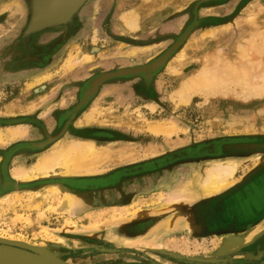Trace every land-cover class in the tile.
Returning <instances> with one entry per match:
<instances>
[{
  "label": "rangeland",
  "instance_id": "obj_1",
  "mask_svg": "<svg viewBox=\"0 0 264 264\" xmlns=\"http://www.w3.org/2000/svg\"><path fill=\"white\" fill-rule=\"evenodd\" d=\"M34 1L39 15L45 2ZM27 4L26 0H0V52L18 37L25 26L28 19ZM129 11H136L139 16L140 26L137 30L133 31L124 25L123 18ZM80 23H83L81 32L62 49L49 68L21 73L6 80L0 77V122L16 117L39 116L51 129V115L56 116L77 102V90L84 80L129 69H142L144 74L141 75L142 79L138 75L119 76L103 83L97 91V99L79 118L78 132L107 136L108 139L63 138L47 152L37 154L28 161L16 159L10 165L13 175L18 168L30 171L43 156L53 153L61 144L78 139L92 141L103 155L105 153L106 159L98 172L67 175L64 169L57 167L47 175L32 174L31 179H18L19 183L106 177L213 141H232L223 148L224 151H230L231 155L191 163L190 166L198 167L201 176H205L206 170L218 162H243L238 165V173L233 179L239 180L264 164V114L259 115L264 110V104L260 101L264 99L263 92L260 98H256L259 93L246 88L249 85L243 79L229 85L223 84L217 89L209 87V92L204 91L206 94L203 90L195 92L191 94L192 97L188 96L187 101L182 98L184 94L180 89L183 83L201 72V68L209 67L208 71H214L213 68L222 65L242 64L243 58H246L242 48L249 50L254 47V50L264 46V0H92L80 16ZM254 44H257L256 47ZM255 51L247 57L254 59V62L259 61L257 64L264 67V55L260 56ZM72 58L74 61L70 60ZM263 72L264 69L258 70L260 78L258 76L257 79L256 75V82L264 76ZM247 97L251 99L247 100ZM230 113L243 115L246 121L248 116H254V120L258 121L253 131L249 135L228 131L227 125L232 123ZM169 121L177 128V134L171 138L157 137L148 131L153 122ZM17 128H26V135L9 140L10 129ZM0 133L6 139L4 143L0 142V153L35 138L30 125L0 124ZM4 161L5 158L0 154V169ZM187 168L179 169L172 184L142 192L130 205L136 204L139 212L152 211L153 218L148 222L170 220L173 209L182 208V204L187 202L168 200L170 192L181 185H177L180 177L187 176ZM194 177L191 173L186 180H193ZM50 188L59 190L62 198L60 202L56 192L49 193ZM50 188L35 192L18 191L1 197L0 233L29 246L74 251L76 255L82 256L91 247L92 242L89 241H99L102 247L108 244L113 248L134 252L146 264H264L260 253H252L251 249L233 254L221 253L223 240L229 238L226 235L198 238L188 237L185 233L164 232L157 235L156 231H151L144 239L154 240L158 245L168 243L166 249L148 248L142 243L132 247L126 244L130 239L114 236L113 232L118 231L108 228L113 226L111 220H104L106 223L101 221L96 228L85 227L89 224L90 213L130 205H87L71 210L61 204L64 188ZM113 193L109 192L106 196H112ZM96 195L103 196L102 193ZM186 207L188 205H184ZM44 230L73 248H65L61 241L42 240L40 234ZM97 251L99 255L105 252ZM145 258L151 262L144 261ZM230 258H235L237 263H229Z\"/></svg>",
  "mask_w": 264,
  "mask_h": 264
},
{
  "label": "flooded vegetation",
  "instance_id": "obj_2",
  "mask_svg": "<svg viewBox=\"0 0 264 264\" xmlns=\"http://www.w3.org/2000/svg\"><path fill=\"white\" fill-rule=\"evenodd\" d=\"M83 1L87 4L90 0ZM26 2L28 3V19L25 26L18 37L0 52V77L3 80L21 73H32L49 68L62 49L83 29V23H80V17L75 12L71 16L62 17L58 23L52 25L53 27L45 26L37 29L34 26L38 17L35 1L26 0ZM143 74V72L140 73L138 78L142 79L141 75ZM95 79L83 81V85L77 90L78 99H76V103L69 108H65L61 113H57L56 116L51 115V129H48L46 123L39 116L38 118L16 117L5 122L1 120L0 124L4 125L32 126L35 138L27 139L0 153L5 158L0 169V198L18 191L35 192L56 186L63 187L74 195L85 196L102 193L106 197L109 192L121 191L118 198L114 201L101 203L98 206L114 203L125 206L130 205L137 195L142 192L172 184L179 169L190 166L191 163L230 156L231 152L224 151L223 148L225 145L231 144L232 141L213 142L199 145L156 161L123 169L106 177L45 179L30 183H19L18 179L12 174L10 166L16 159L20 158L28 161L37 154L47 152L60 143L63 138L67 137L108 139L107 136L78 132L79 126L77 123L79 118L98 97V90L95 91L90 87ZM39 115H41L40 112ZM165 176L168 178H165ZM125 189L127 190L123 191ZM190 210L192 212V215H190L192 216L190 218L191 225L181 223L178 227L176 226V230H172L173 232H167L171 234L185 233L188 237L194 236L198 238L215 237L221 234L241 235L242 232L264 221V167L239 188L234 189L225 196L197 203ZM158 223L153 221L141 223L134 227H129V230L126 233L122 232V234L130 240L144 237ZM191 226L193 227L191 228ZM71 239L75 240L77 238ZM263 241H261V245ZM89 242H92L90 244L91 247H89L90 249L87 253H84L85 256L76 255L74 251H63L65 260L79 264H146L140 261L139 259L141 258L134 252L123 251L122 248L117 247L113 248L108 244L107 246L109 247H102L103 245L99 241ZM97 250H104L105 252L99 255L96 254ZM251 251L253 250L251 249ZM258 252L259 250L256 253ZM259 253L264 258L263 249ZM144 261L151 262L147 258ZM236 262L235 258L229 259V263Z\"/></svg>",
  "mask_w": 264,
  "mask_h": 264
},
{
  "label": "bare ground",
  "instance_id": "obj_3",
  "mask_svg": "<svg viewBox=\"0 0 264 264\" xmlns=\"http://www.w3.org/2000/svg\"><path fill=\"white\" fill-rule=\"evenodd\" d=\"M123 19H124L123 20L124 25L126 27H128V29H131L134 31V30H137L140 26V19H139L138 14L136 13V11L135 12L134 11L127 12ZM250 43H254V42H250ZM256 45L257 44H254L255 47H256ZM261 46H262V44H261ZM253 48L254 47L250 48L249 50L248 49L245 50L244 48H242L245 53L242 51L241 52L243 53V56H246V58H243L245 60L242 64L229 65V66L228 65H225V66L222 65L220 68L215 65L218 69L214 66L217 69L216 70L212 67L214 71H212V70L208 71L207 68H209V67H206V68L203 67L204 69L201 68L202 71L199 70L201 72L197 73L196 76L193 75L192 78L188 79L186 82L184 81L185 82V83H183L184 86L182 88H180L181 93L184 94V96L182 97L184 99V101H187L188 96H191V94L193 95L195 92H198V91L202 92V90H203V92L208 91L209 87H210L209 89H211V87L213 89L214 88L217 89V88H219V86H221L223 84L229 85L230 83H234L235 81L238 82L239 80H242V79H243L242 80L243 82H246L249 85V86H246V88L247 87L252 88V89H250L251 91H254L257 94L259 93L258 95H256V98L262 94L261 92H263V94H264V76H261V79H259V80H261L260 83H259V80H258V82H256L258 79V76L260 78V75H258L260 73H257L258 70H262V69H264V67L261 66V64H260V66L257 64V62H259V61L254 62V59H252L251 57H247L248 54H252L253 51L256 52L255 50H257V54L259 53V55L260 54L264 55L263 54L264 53V50H263L264 46L261 48L258 47V49L255 48L254 50H253ZM259 49H260V51H263V53L262 52L260 53V51L258 52ZM88 58L90 59V57H88ZM70 60H73V58ZM69 62L70 61H68V63ZM72 63L73 62H71L70 65ZM219 64H220V62H218V66H219ZM213 72H215V73H213ZM256 75H257V79H254V78H256ZM261 75H262V72H261ZM206 93L204 92V94H206ZM253 93H252V95H253ZM259 98H260V96H259ZM248 99L249 98L247 97V100ZM250 99H251V97H250ZM260 101L262 104H264V99H261ZM260 114H264V110L260 111L259 115ZM257 117L259 119V116H257ZM222 119H224V118H222ZM229 119L232 121V123L227 125L229 127L228 131L234 132V133H242V134L247 133V135H249V132L253 131V128L255 127V122L258 121V120H254V116H252V115L248 116L247 121H246L245 116L242 115V117H241L235 113L234 114L232 113L230 115ZM218 121L222 122L224 120H222V121L218 120ZM10 131L11 132L9 135V140H12V141L19 139L21 137H24L27 133L26 128H20V129L17 128V129H12V130L10 129ZM148 131L152 132V134L154 136L165 137L166 139L171 138L177 134L176 125L170 121H169V123H162V122L154 123L153 122V124L149 125ZM1 134L2 133H0V142L4 143L6 139L4 140V138ZM166 144H168V143H166ZM160 148H162V147H160ZM99 150L100 149L92 141H85V140H78V139L69 140V141H66L65 143L61 144V146L56 151H54L53 153H50V154L43 156L40 159V161L33 167V169H30V171L18 168L17 170H15L14 175L17 179H31L32 174L33 175L35 174V176H37L38 174L39 175H47L51 172H54V170L57 167L64 169L65 173L67 175H80V174L85 175V174L95 173V172L99 171V168L101 167L100 166L101 163L103 162L104 159H106L105 153H104V155H105L104 156ZM130 154H132V153H130ZM237 164L233 161L232 162H229V161L218 162L217 164H214L208 170H206L205 176H201V174L198 172L199 171L198 167H195L193 165L188 166L189 168H187V169L190 172L185 170V172L187 173V176L192 173L195 175V177L193 178V180H190V181L186 180L187 176L186 177H180V183L177 185H180V184L181 185L178 186L177 189L172 190V192H170V195L168 193V195H169L168 200L170 202H177L179 200H184V201L186 200V201H188V204H192L191 202L198 201V200H201L203 198L210 197L216 193L224 191L226 188H228L229 186H232L234 184L233 179L235 178V176L239 170V166ZM165 178H168V177L165 176ZM63 190L62 191L64 192L63 193L64 197H63V201H62L63 203L61 202V204L68 206L69 209H71V210L73 208L80 209V207L82 208L83 206H87V205H99L101 203H107L108 201H112V200H115L116 198H118V195H120V193H121V191H117V192H114L112 194V196H106V197L96 195V194L95 195L94 194L87 195L88 197H85V196L81 197V196H76V195L72 194L70 191H68L65 188ZM126 190L127 189H125L123 191H126ZM50 192H56L58 194V201L60 202V200L62 198H60L61 196L59 195V193H60L59 190L57 188H50L49 193ZM167 198H166V200H167ZM168 204H169V202H168ZM134 206H136V204H134L132 206L130 205V206L122 207V208H112V209H107V210L102 209V211L90 213L89 214L90 218L88 219L89 224L86 225L85 227L96 228V225H98L101 221L103 222L104 220L106 222L108 220L109 221L111 220L116 225H119V224L126 222V221H130V220L138 217L139 213H140L138 207L136 206V208L138 209L137 210V209H135ZM71 210H69V211L71 212ZM165 211H167V210H165ZM169 211H168V213H169ZM185 217H186V214L184 212H182V210H178L176 212V214H174V216L170 220L167 219V221L166 220L160 221L161 224L158 226V228H156V230H154V229H155V227H157V225L154 226L153 228L150 227L151 228L150 231H154V232L156 231V234L160 235L164 232L172 231L173 229L176 228V226L178 227V225H180L182 223L181 221L191 225L190 216H187V218H185ZM106 222H103V223H106ZM193 226H191V228ZM187 227H188V225H187ZM119 229L122 230L119 232L126 233L129 230V227L123 225ZM258 235H260V233L257 234V233H255V231H252V232L245 233L243 236L234 235V236H239V238H238V240L233 241V242H228L227 239H224L223 241L225 243L227 242L226 248L229 249V250H227L228 251L227 253L237 249L241 244L246 245L248 242L250 243L252 240H255L256 237H258ZM40 236L42 237V240L44 239L45 241H51V242L61 241V243H63V245H65V248L66 247H67V249H68V247L73 248L72 246L70 247V244L68 246L67 243H65L61 239H58V237L56 235L54 236V235L50 234L47 230L42 231ZM0 241L18 242L17 239L3 235V233H0ZM141 243L143 244L144 247L149 248L152 246V247L161 248V249L162 248L166 249L167 244H168V243L167 244L164 243L162 245L161 244L158 245V244H155L156 242L154 240L153 241L145 240L142 237H137V238L126 241V244L130 245L132 247H134L135 245H139ZM50 251L52 253H55V252L58 253L59 257L62 260L66 261L64 258V252H63L65 250L62 249V250L58 251L56 249L55 250L50 249Z\"/></svg>",
  "mask_w": 264,
  "mask_h": 264
},
{
  "label": "water",
  "instance_id": "obj_4",
  "mask_svg": "<svg viewBox=\"0 0 264 264\" xmlns=\"http://www.w3.org/2000/svg\"><path fill=\"white\" fill-rule=\"evenodd\" d=\"M92 0H90L87 4L84 3L83 0H43L44 6L42 8L41 13L38 15L34 26L38 28H43V27H48L56 24L59 22V20L62 17H68L71 16L74 12L80 17L83 15L84 10L88 7L89 3ZM49 27V28H51ZM151 68L150 70H152ZM142 73V69H129L125 70L119 73H110V74H105L101 75L98 79H95L92 84L90 85L93 90L97 91L103 83L115 79L116 77L119 76H135L139 75ZM258 167L257 169H259ZM257 170L255 169L251 173H249L247 176L244 177V179L241 181L243 182L247 178L251 177ZM239 183H235L237 186ZM229 186L228 188H230ZM226 188L225 190H227ZM224 190V191H225ZM223 193L219 192L214 195ZM214 195L210 196L213 197ZM208 198V197H207ZM204 199V198H203ZM152 211H141L139 213V216L130 220L123 222L119 225H116L113 223V226H109V229H113L116 231H122L119 228L121 226H134L138 225L143 222H148L153 218L152 216ZM245 234V233H244ZM242 234L241 236H243ZM263 234L258 235L256 237L255 241L248 243L246 245H240L237 249L231 251V253H238L244 249H252V253H254L255 250H259L261 248V241H262V236ZM240 236V235H239ZM239 236H229L227 238L228 242H233L238 240ZM223 247L220 249V252H225L226 247H227V242L225 243L223 241ZM247 252V251H246ZM249 253V252H248ZM237 263V262H236ZM0 264H68L66 261L62 260L59 257L58 253H52L49 248H40V247H33L29 246L24 243L20 242H7V241H0Z\"/></svg>",
  "mask_w": 264,
  "mask_h": 264
},
{
  "label": "crops",
  "instance_id": "obj_5",
  "mask_svg": "<svg viewBox=\"0 0 264 264\" xmlns=\"http://www.w3.org/2000/svg\"><path fill=\"white\" fill-rule=\"evenodd\" d=\"M118 2V0H114V2ZM110 27V26H109ZM214 142V141H213ZM231 155V154H230ZM241 163H243V162H241ZM240 163V164H241ZM237 164V163H236ZM240 164H237V165H240ZM262 167H264V164L263 165H261V167L259 168V169H256L257 171L255 172V173H257L259 170H261V168ZM258 168V167H257ZM254 173V174H255ZM249 174V173H248ZM247 174V175H248ZM253 174V175H254ZM246 175V176H247ZM252 175V176H253ZM251 176V177H252ZM251 177H249V178H247L246 180H244L243 182H241L243 179H244V177H242L241 179H237V180H234V182L236 183H239V182H241L240 184H238L237 186H235L236 184L234 183L230 188H228L227 190H225V191H223V193H220V194H217V195H214L213 197H206V198H204V199H201V200H198V201H194V202H191L192 204H188V201L186 202V201H184V203L185 204H182V208H177V209H173L174 211H172V216H174V214H176V212L178 211V210H182V212H184L185 214H186V217L185 218H187V216H190V215H192V212H191V210H190V208L191 209H193L194 207H195V205L197 204V203H200V202H206V201H208V200H210V199H214V198H217V197H219V196H225L226 194H228V193H230L231 191H233L234 189H236V188H239L241 185H243L245 182H247ZM190 203V202H189ZM184 205H188V207H186V208H184ZM229 205H231L230 203H229ZM192 216H190V218H191ZM238 217V216H237ZM167 221V220H166ZM183 224H185L183 221H181ZM252 231H255V233H260V234H263L261 237L264 239V221L263 222H260L259 224H257V225H255V226H253V227H251L250 229H248V230H246V231H244V232H242V234H244V233H248V232H252ZM151 231H149V233H150ZM113 234H114V236H116L117 238H121V239H124L125 237H124V235L121 233V232H113ZM241 234V235H242ZM222 235V234H221ZM234 234H229V235H226V236H233ZM142 238H145V236L144 237H142ZM263 239H262V241H263ZM263 249V252H264V241H263V243H262V245H261V248L259 249V252L261 251ZM257 252V250H255L254 251V253H256ZM258 252V253H259Z\"/></svg>",
  "mask_w": 264,
  "mask_h": 264
}]
</instances>
